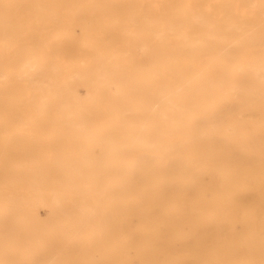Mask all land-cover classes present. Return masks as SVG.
<instances>
[{"label": "bare ground", "instance_id": "6f19581e", "mask_svg": "<svg viewBox=\"0 0 264 264\" xmlns=\"http://www.w3.org/2000/svg\"><path fill=\"white\" fill-rule=\"evenodd\" d=\"M0 264H264V0H0Z\"/></svg>", "mask_w": 264, "mask_h": 264}]
</instances>
